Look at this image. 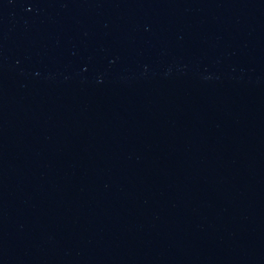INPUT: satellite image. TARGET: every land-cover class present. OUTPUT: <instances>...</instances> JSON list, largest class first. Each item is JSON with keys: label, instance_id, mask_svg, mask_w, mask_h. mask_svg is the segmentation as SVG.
<instances>
[{"label": "water", "instance_id": "obj_1", "mask_svg": "<svg viewBox=\"0 0 264 264\" xmlns=\"http://www.w3.org/2000/svg\"><path fill=\"white\" fill-rule=\"evenodd\" d=\"M0 264H264V0H0Z\"/></svg>", "mask_w": 264, "mask_h": 264}]
</instances>
